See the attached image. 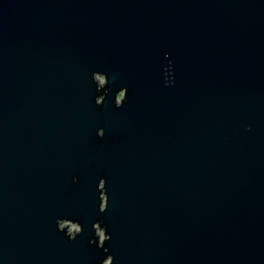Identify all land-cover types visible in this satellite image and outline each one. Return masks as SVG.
<instances>
[{
  "label": "water",
  "instance_id": "obj_1",
  "mask_svg": "<svg viewBox=\"0 0 264 264\" xmlns=\"http://www.w3.org/2000/svg\"><path fill=\"white\" fill-rule=\"evenodd\" d=\"M105 263L264 264V0H0V264Z\"/></svg>",
  "mask_w": 264,
  "mask_h": 264
},
{
  "label": "rangeland",
  "instance_id": "obj_2",
  "mask_svg": "<svg viewBox=\"0 0 264 264\" xmlns=\"http://www.w3.org/2000/svg\"><path fill=\"white\" fill-rule=\"evenodd\" d=\"M66 223L68 222H63V224H66ZM73 229H78V226L69 222V230H73Z\"/></svg>",
  "mask_w": 264,
  "mask_h": 264
},
{
  "label": "clouds",
  "instance_id": "obj_3",
  "mask_svg": "<svg viewBox=\"0 0 264 264\" xmlns=\"http://www.w3.org/2000/svg\"><path fill=\"white\" fill-rule=\"evenodd\" d=\"M101 208H103V205H101Z\"/></svg>",
  "mask_w": 264,
  "mask_h": 264
},
{
  "label": "snow or ice",
  "instance_id": "obj_4",
  "mask_svg": "<svg viewBox=\"0 0 264 264\" xmlns=\"http://www.w3.org/2000/svg\"><path fill=\"white\" fill-rule=\"evenodd\" d=\"M106 207V206H105ZM105 209V208H104Z\"/></svg>",
  "mask_w": 264,
  "mask_h": 264
}]
</instances>
